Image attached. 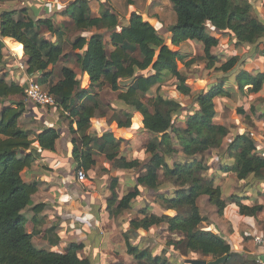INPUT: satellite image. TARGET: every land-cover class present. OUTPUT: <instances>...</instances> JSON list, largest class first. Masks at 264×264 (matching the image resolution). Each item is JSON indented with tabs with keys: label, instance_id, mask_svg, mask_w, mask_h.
<instances>
[{
	"label": "trees",
	"instance_id": "1",
	"mask_svg": "<svg viewBox=\"0 0 264 264\" xmlns=\"http://www.w3.org/2000/svg\"><path fill=\"white\" fill-rule=\"evenodd\" d=\"M15 1L19 0H0V67L4 63L2 51L5 40L7 44L20 47L21 53L23 51L26 76L41 74L37 84L46 85V92L56 101L55 110L62 111L75 125V129L71 125L69 131L76 136L71 140L76 169L88 172L94 167L93 146L113 164L115 170L132 171L139 165L136 160L128 161L119 156L116 150L120 140L115 142L112 133H104L100 137L88 133L90 122L100 108L97 95L90 92L94 87L106 86L116 93L118 102L125 108L134 109L142 117L143 129L153 136L145 147L148 157L141 166L143 172L135 179L132 190L118 200L115 195L117 179L112 181L111 198L106 201L109 215L117 216L129 210L143 189L157 191L161 183L173 184L177 186L174 193L169 197L157 195V202L164 211L175 212V215L158 216L146 208L140 213L141 219L129 223V230L148 232L162 227L170 234L183 235L184 247L190 253H199L212 260L226 256L224 264H256L255 260L248 261L233 253L221 235L200 229L205 219L198 206V201L206 197L219 216H223L227 206L231 205L237 208L239 216L254 219L263 210L261 205L248 204L246 196L234 194L223 199L215 179L206 176L209 165L201 159L202 154L220 149L230 132L215 121V99L228 98L236 93L243 97L256 95L264 89V72L238 68L237 56L216 67L217 57L212 54L218 38L209 30L230 34L236 45L250 46L251 58H264V23L253 13L251 2L168 0L175 16L169 30L171 47L177 48L186 42L199 44L208 69H216L221 76L233 73L229 77L222 76L206 92L194 93L186 84V76L178 70V64L185 57L166 46L150 23L138 14H132L127 27L117 31L118 16L104 10L98 17H92L87 0H74L65 14L81 33L90 30L103 32L89 38L78 36L71 43L80 74L86 76L90 90L80 89L76 73L68 67L61 68L60 80L54 83L48 68L65 56L63 46L58 40L52 43L38 39L35 31L45 27L56 36L58 29L51 19L34 22L28 17H16V11L3 10V4ZM106 34L110 35V52L103 40ZM260 44L262 48H259ZM149 69L150 75H139ZM165 77L174 78L177 81L176 93L191 100L189 115L181 125L174 123L184 110L180 102L161 95L149 100L146 98L152 89L163 83ZM230 81L235 90L233 86L225 89ZM123 82L129 83L125 89L121 87ZM24 90V87L0 77V264H94L90 258L78 256L83 249L82 244L71 243L64 253H58L38 249L33 243V239L41 234L37 229V218L44 205H33L31 198L37 192L38 184L26 182L23 173L35 164L30 155L34 152V145L40 151L54 152L59 132L54 127H43L33 134L20 127L19 120L26 112V104L22 100L11 103L10 99L22 98ZM118 113L130 125L131 113ZM249 116L246 114L247 119ZM116 118L115 115L113 120ZM118 126L122 129L124 123L119 121ZM256 150V142L249 133L236 135L225 151L228 161H219L216 172H235L237 180L245 184V190L255 183L264 184V157L258 156ZM23 152L30 154L20 156ZM177 154H181L183 160L170 166L167 159ZM30 215L32 218L28 220ZM31 225L33 231L29 232ZM123 238L125 254L136 264H172L165 256L141 251L129 242L127 236Z\"/></svg>",
	"mask_w": 264,
	"mask_h": 264
},
{
	"label": "rangeland",
	"instance_id": "2",
	"mask_svg": "<svg viewBox=\"0 0 264 264\" xmlns=\"http://www.w3.org/2000/svg\"><path fill=\"white\" fill-rule=\"evenodd\" d=\"M73 1L74 0H19L9 5H4L5 7L3 10L16 11V17L21 16V19L28 17L34 22L40 19H51L54 27L58 29L56 36L51 35L45 27H39L35 31L38 39L52 43L58 40L63 46L65 56L57 64L48 68V71L52 72L51 79L54 83L58 82L60 80L61 68L68 67L76 73L77 79L80 82V89L90 90L86 76L83 77L80 74V66L74 56L75 53L71 50V43L78 36L89 38L94 34H102L103 32L90 30L89 32L81 33L78 31L70 18L65 14L66 9ZM87 1L89 2L92 17H98L104 10L117 15L119 19L117 31L127 27L132 14H138L145 22L150 23L163 38L166 46L185 57V60L178 64V70L186 76V84L192 89V92H206L207 89L215 85L223 76H221L216 69H208L206 67L202 48L199 44L186 42L180 44L177 48L171 47L169 30L175 22V16L168 0ZM249 1L253 7V13L264 23V0ZM19 11L24 12L20 13ZM209 33L211 35H216V38H218V45L212 49V54L217 57L216 67L225 63L230 57L237 56L239 58L238 68L244 70H253L256 68L264 72V58H251L252 51L250 46L236 45L230 34L227 33H217V35L216 32L212 33L210 30ZM109 36V34H106L103 38L105 48L108 52L112 50L109 44ZM3 43L4 49L2 52L4 55V63L0 67V77H4L9 83H16L24 87V89L27 88L30 82L39 83L38 79L41 77L40 73H37L34 77L26 76L25 62L22 59L24 55L22 54L23 51L21 53L20 47L5 42ZM259 48H262V44L259 45ZM21 71L24 72L25 75H22ZM151 73L149 69L147 72L140 73L139 75L148 76ZM231 74L233 73L230 72V74L224 75L223 77H229ZM229 79L231 80V78ZM128 84V82H123L121 87L125 89ZM231 84L230 81L229 85L224 86L226 90H228ZM176 85L177 81L174 78L165 77L163 83H161L159 87L152 89V91L146 95V98L149 100L157 95H161L166 99H174L180 102L184 110L174 123L175 125H181L189 115L188 109L191 108L192 104L190 98H184L176 93ZM41 87L47 91L46 85H41ZM90 92L97 95L100 108L96 111V117L90 122L91 126L88 133H95L97 137H100L104 133H112L115 142L120 140L116 150L119 156L126 158V160L133 159L139 162L138 167L132 171L115 170L113 164L108 162L104 155L99 153L97 148L93 146L92 157L95 161V165L88 172L82 170L85 176L82 182L77 181L76 172L78 169H76L75 163H71V171L68 173L72 174L73 183L76 186L73 190L78 191L85 197L83 202L84 205H89V210L94 218L98 215L100 220L99 209L101 206H106V201L111 198L110 188L112 181L117 179L115 195L118 200L131 191L136 184L135 179L143 172L141 166L147 161L148 157L145 153V147L153 136L149 135L143 129L142 117L136 113L134 109L123 107L117 100V94L112 93L108 87H94ZM20 100L26 104V112L19 120V125L23 130L34 134L39 128L54 127L59 132V139L56 143L60 146L65 145L67 142L71 143V140L76 138V136L72 135L69 131L71 125L73 129H75V125L72 124L70 118H67L62 111L55 110V107H42L29 103L25 94L22 98L14 97L10 99L11 103H16ZM6 105L7 103L4 104V106ZM215 107L217 112L215 117L216 123L227 127L230 132L224 139L220 149L202 154L201 159L207 166L209 165L206 176H212L215 179V185L220 186L224 199L228 198L230 195L238 194L241 195V197H248L247 203L250 205H261L263 210L258 214L255 221L259 227H262V225H264V185L254 182V186L251 185L250 189L245 190V184L237 180L235 172L220 173V171L216 172V170L219 169V163L221 161H228L225 151L236 135L249 133L256 142V152L264 153V90L259 94L247 95L245 97L237 93L228 98L218 97L215 99ZM0 108H2V105H0ZM120 111L131 113L132 118L130 120V125L123 115L118 113ZM103 114H106V116L100 117ZM246 114L250 115L248 119ZM115 115L117 118L114 121L113 117ZM119 121L124 123V128H119ZM24 153L26 152L20 153L19 155L23 156ZM182 160L183 157L181 154H177L167 159V163L171 166L174 162ZM159 175L161 178V173H159ZM23 178L25 181L29 180V174L27 175L26 172H24ZM162 182L164 181L162 180ZM176 189L177 186L175 187L173 184L164 182L161 183L157 191L141 190V195L132 202V207L129 210L124 211L121 215L111 217L113 219L112 225L108 222H104L107 228L110 227L108 233L103 232L105 236L101 234V230H96H99L102 226L99 225L101 221H99V223L97 221L95 222V228L91 229V227H89L91 230L89 236L92 237L89 242L91 246L79 251L78 256L80 258H90L94 261V264H99L100 257L110 258L109 253L106 254L105 252L109 251V248H112L119 253L118 256L120 259L118 263L136 264L135 260L130 257L128 260H124L125 257L122 255L123 253L125 254L124 251L119 252L120 245L122 244V246H124L123 237L127 236L129 242L133 245H137L141 251L151 252L153 256H165L172 264H185V260L215 261L199 253L190 254L182 243L184 239L183 235H169L162 227L152 228L148 232H143L141 230L133 232L129 230V223L131 221L142 218L140 213L143 209L147 208L148 212L154 214H166L167 211H164L157 202V195L169 197ZM198 206L201 215L205 219L200 229L203 231L215 230L219 232L222 227H225L223 217L216 213V209L208 203L206 197H202L198 201ZM72 218L73 217H71V219ZM29 228H31V226H29ZM225 228L226 230L228 229V227ZM37 229H39V226H37ZM102 238H104V243H102L104 251L99 249V251H101L98 253L99 251L93 250V247L95 244L101 242ZM49 239L54 242V239L51 238V234L47 232L45 237H35L33 243L41 246L44 242H48Z\"/></svg>",
	"mask_w": 264,
	"mask_h": 264
},
{
	"label": "crops",
	"instance_id": "3",
	"mask_svg": "<svg viewBox=\"0 0 264 264\" xmlns=\"http://www.w3.org/2000/svg\"><path fill=\"white\" fill-rule=\"evenodd\" d=\"M11 3L12 2L3 4V8L5 7L4 5H9ZM3 41L5 42V40ZM22 59L24 62L26 61L25 57H22ZM250 70L252 69H248L247 71L253 72V70L256 71V68L252 71ZM21 74L25 75L22 71ZM231 86H233L234 90L236 89L233 83ZM72 152L73 146L71 143L67 142L65 145L61 146L56 143L54 152L40 151L37 145H34V152H32V154L29 152L23 154V156L30 154L35 159L33 167L30 170L25 171L27 175L29 174V180L26 182H36L38 184V190L32 196L31 201L33 205H44L42 213L39 214L37 218L39 222V231H41L38 238L45 237L46 233L49 232L51 238L54 239V242L49 239L48 242H44L41 246L34 243L38 249L64 253L69 244L77 243L82 244V250H84L88 246H91L89 242L92 237L89 236L91 232L89 227H91V229L95 228V222L97 221L99 223V221H101L99 225L102 226L99 230H96H101V234L105 236L104 233H108L110 227L107 228L104 225V222H108L111 225L113 223V219L108 213L107 205L101 206L99 209L100 220L98 215L94 218L89 210V205H84L83 203L85 197L78 191L73 190L76 186L73 183L74 180L72 174L68 173L71 171V163H74ZM256 154L258 156H264V153L262 152H256ZM132 160L133 159H129L128 161ZM166 214L173 216L175 215V212L167 211ZM156 215L161 216L162 213ZM71 217L73 218L71 219ZM222 217L224 219L225 227H228V229L226 230L225 227H222L219 232H216L215 230L210 231L219 235L221 234L225 241L230 245L231 251L241 255L243 259L248 261L255 260L256 264L257 260L264 262V225L259 227L256 224V219L239 216L237 208L231 205L227 206ZM27 218L30 220L32 216H27ZM163 230H165V228H163ZM28 231H33V225H31V228H29ZM166 233L172 235L167 231ZM257 237L263 239L261 244L255 242V238ZM103 239L104 238L101 239V242L94 245L93 250H103ZM124 250V246L121 244L119 252ZM100 251L98 253H100ZM105 253H109L110 258L107 259L100 257L99 264L118 263L120 258L118 256L119 253H117L116 250L114 251V249L109 248V251ZM122 255L125 257L124 260H128L129 256L124 253Z\"/></svg>",
	"mask_w": 264,
	"mask_h": 264
},
{
	"label": "built area",
	"instance_id": "4",
	"mask_svg": "<svg viewBox=\"0 0 264 264\" xmlns=\"http://www.w3.org/2000/svg\"><path fill=\"white\" fill-rule=\"evenodd\" d=\"M1 41V40H0ZM25 97L29 103L42 107H56L55 99L49 95L39 84L30 82L24 90ZM84 172L77 170L76 179L78 182L84 180ZM263 239L261 237L255 238L257 244H261ZM257 264H264V262L257 260Z\"/></svg>",
	"mask_w": 264,
	"mask_h": 264
},
{
	"label": "water",
	"instance_id": "5",
	"mask_svg": "<svg viewBox=\"0 0 264 264\" xmlns=\"http://www.w3.org/2000/svg\"><path fill=\"white\" fill-rule=\"evenodd\" d=\"M227 260V257L224 256L222 258L216 259L213 262H206L201 260H185V264H224Z\"/></svg>",
	"mask_w": 264,
	"mask_h": 264
}]
</instances>
